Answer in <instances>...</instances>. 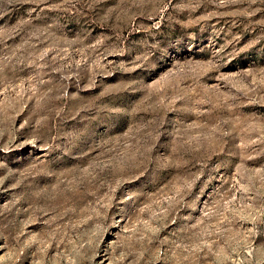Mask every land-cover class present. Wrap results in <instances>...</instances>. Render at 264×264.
Listing matches in <instances>:
<instances>
[{
	"label": "rangeland",
	"instance_id": "rangeland-1",
	"mask_svg": "<svg viewBox=\"0 0 264 264\" xmlns=\"http://www.w3.org/2000/svg\"><path fill=\"white\" fill-rule=\"evenodd\" d=\"M0 264H264V0H0Z\"/></svg>",
	"mask_w": 264,
	"mask_h": 264
}]
</instances>
